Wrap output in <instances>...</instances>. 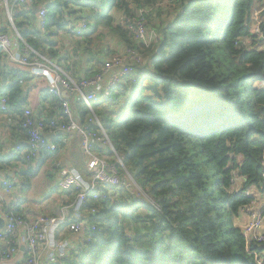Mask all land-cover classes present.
<instances>
[{
  "label": "trees",
  "instance_id": "obj_1",
  "mask_svg": "<svg viewBox=\"0 0 264 264\" xmlns=\"http://www.w3.org/2000/svg\"><path fill=\"white\" fill-rule=\"evenodd\" d=\"M42 5L48 11L45 35L35 14ZM19 6L13 18L25 41L76 80L98 74L106 61L101 52L89 55L97 31L144 58L140 81L126 82L94 111L123 158L121 174L130 173L146 197L132 194L120 202L107 193L89 199L86 242L60 264H256L264 242L248 241L237 221L253 202L264 208V0H34L29 9ZM155 14L162 21L155 28L158 46L146 48L129 25ZM83 22L85 35L72 39L83 42L76 48L92 68L78 74L75 65H65L64 43L53 37L78 31ZM7 69L0 53V77H13L0 95L8 100V114L22 119V83L32 76ZM45 92L51 110L42 121L49 132L52 122L68 119L62 101ZM72 100L80 121L93 128L87 107ZM14 127L27 139L28 129ZM53 142L57 151L47 153L38 168L70 144ZM96 150L115 162L108 150ZM26 155L24 149L18 160L0 157V170L30 163ZM9 208L23 216L17 206Z\"/></svg>",
  "mask_w": 264,
  "mask_h": 264
},
{
  "label": "built area",
  "instance_id": "obj_2",
  "mask_svg": "<svg viewBox=\"0 0 264 264\" xmlns=\"http://www.w3.org/2000/svg\"><path fill=\"white\" fill-rule=\"evenodd\" d=\"M6 1H13L27 9L34 4V0H2L4 3ZM6 5L3 8L9 15L12 29L6 31L0 27V53L7 62L26 68L34 78L45 80L48 92L62 101L64 115L68 119L67 123L52 122L51 129L47 132L44 122L36 120L30 108L24 110L22 119L8 117L11 125L28 129L26 160L38 161L44 154L55 153L57 145L52 139L60 138L63 144H69L74 138H79L81 158L87 172V176H84L69 166L61 165V163L56 165L58 189L64 194H72L73 197L69 201L71 203L58 215H40L35 220H27L24 216L16 215L9 207L4 206L3 200H0L4 221V228L0 230V243L5 246L0 249V261L3 264L13 261H15L14 264H43L41 250L51 246V232H54L57 227L64 226L73 236L85 235L89 228V214L83 216L80 213L84 204L89 199L99 201L101 198H107V193L125 186L117 166L124 168L123 158L116 154L106 129L94 111V105L98 103L107 106L114 95H119V87L126 82L131 85L137 84L141 79L138 68L144 63V58L137 50L120 46L117 48V54L104 62L98 74L76 80L61 64L42 56L25 41L14 24L12 7L7 3ZM37 9L38 25L41 27L42 34L45 35L48 11L44 5ZM143 20L141 18L135 25L130 24L129 29L135 34V38L148 48L157 41L158 35L155 30L148 31ZM86 29L87 25L83 22L80 29L73 30L72 33L82 36L85 35ZM255 32H260L258 26L255 27ZM65 95L84 103L92 115L89 122L93 128H88L80 121L70 101L65 99ZM0 112L9 113L8 100L3 94L0 95ZM98 148L108 150L109 155L114 156L115 162L104 155H99L96 150ZM1 183L6 188L11 185L6 180H2ZM136 197L139 198L140 195ZM257 203L253 202L251 206L244 209L243 215L249 214L251 221L242 229L248 241L262 244L264 242V208L257 206ZM71 209L76 211L74 217L76 221H73L70 216ZM96 213V209L91 210L92 215ZM21 230L24 231L27 245V256L23 260L18 259L17 239ZM92 230H95L94 226ZM255 261L256 264H264V254H256Z\"/></svg>",
  "mask_w": 264,
  "mask_h": 264
},
{
  "label": "crops",
  "instance_id": "obj_3",
  "mask_svg": "<svg viewBox=\"0 0 264 264\" xmlns=\"http://www.w3.org/2000/svg\"><path fill=\"white\" fill-rule=\"evenodd\" d=\"M12 3L13 5L10 4V6L12 7V12L15 15L16 9L20 8V6H16V3L13 1ZM3 10L5 9L0 6V27L6 31H10L11 29L9 30L6 23L4 22L6 18ZM70 30L71 29L65 30L67 33H64L63 37H68L71 40L73 37V31ZM73 41L74 40L72 39V43L70 45L67 43L64 44L65 46L63 49V55H67L66 52H69V56L66 59L63 57V60H66V66L70 64L75 65L76 69H78V74H85L92 68V63L87 62V54H85L82 49H77L75 46H73ZM113 48L114 51H117L116 46ZM75 50H77L78 55L73 56L70 52ZM108 50L109 49H106V51ZM94 53H98V51L95 49L91 51L89 55H94ZM103 57V61L110 58L107 53L106 55L104 54ZM4 63L8 65L7 70L13 68L16 71L18 70L21 72H28L26 68L13 65L7 62L5 58ZM93 68V71L97 69L96 67ZM10 77L11 76H7L5 79L0 77V88L2 90H4L5 86L10 82H13L11 81L13 77ZM22 86L26 92V105L24 106V109L30 108L34 118L37 116H42L41 120H44L43 116H46V114L51 110L50 100L46 95H44V93H46L45 90H47L46 81L40 78L32 77L31 80L22 83ZM65 99H68L73 106L72 97L65 95ZM11 116L15 117L13 114H5L0 112V157L14 156V159L18 160L16 155L19 153L22 154L23 150L27 149V139L22 138V136L18 133V128H15L9 123L8 117ZM79 140V138H74L69 145L44 161L40 168H38V164L36 165L35 163H28L25 165L17 161L13 162L9 169L5 171L0 170V200H3L4 206H17L19 211L22 212L23 216L27 220H35L40 215H58L60 211L65 208V206H68L71 203L69 201L73 197L72 194H64L58 189L56 185L58 178L56 165L58 163H63L64 165L71 167L73 170H76L78 173H83V166L79 167L78 164V160H82L79 148ZM20 148H23L21 150L22 152H19ZM45 156L46 154H44L40 160L42 159L43 161ZM51 159L55 160L54 164L48 171L43 172L45 163ZM40 160L37 162L41 163L42 161L39 162ZM41 176L42 179L40 180ZM2 180H6V182L10 183L11 185L7 188L3 187L1 183ZM37 180H40L41 183H37ZM1 209L2 208L0 207V220H3ZM80 213L83 216H86L88 212L86 211V208L82 207ZM75 214L76 211L71 209V218L74 219ZM241 219L242 218H240L239 221ZM2 225L3 224L0 223V230H3L4 228V225L3 227ZM50 239L51 246L41 250L43 264H60L64 259L70 258L74 252L80 251L86 242L84 235L77 237L73 236L64 226L57 227L54 232H51ZM17 243L19 244L18 259L23 260L27 256V245L23 230L18 233ZM4 247L5 246L0 243V249H3ZM51 260L55 261L50 262ZM14 263L15 261L7 262L6 264ZM0 264L3 263L0 261Z\"/></svg>",
  "mask_w": 264,
  "mask_h": 264
},
{
  "label": "rangeland",
  "instance_id": "obj_4",
  "mask_svg": "<svg viewBox=\"0 0 264 264\" xmlns=\"http://www.w3.org/2000/svg\"><path fill=\"white\" fill-rule=\"evenodd\" d=\"M2 3H3V5H2ZM6 3L10 6L9 1H6L5 3L0 1V6H2V8H3V6H7ZM3 13L5 14V18H6L4 22L6 23V25H7V27L9 29H12L11 21H10V18H9V15H8L7 11L3 10ZM167 14H168V10L165 9V14L163 15V17H166ZM141 18L144 19L143 23L146 24L148 31H153V30H155V28L157 29V26L159 25V23L162 22L160 20L161 17H159L157 14H155L153 17H150V20H148L149 17H147V19L144 18V17H141ZM152 19H153V22H155L156 26L152 25V23H153ZM165 20L166 19H164V21ZM13 21H14V18H13ZM64 33L66 34L67 31H61L57 36L53 37V40L57 41L58 44L67 43L68 45H70L72 43V39L70 40L68 37H67L68 39L66 37H63ZM104 34H105L104 31L103 32L97 31L94 34V44H95V46L93 47L94 48L93 50L96 49L98 51V53L101 52L103 55L104 54L106 55V53L107 54L109 53L108 56H111L116 51V50L115 51L113 50L114 49L113 47L116 46L117 48H119L121 45L119 43H117L116 41H112L111 38H109V37L107 38V36H106V39L102 38L101 35H104ZM64 41H66V42H64ZM80 43H83V42L77 41V42H75L73 44V46L77 47L78 44H80ZM155 43H156L155 45L157 47L158 46L157 41H155ZM84 44H83V46H84ZM107 48L109 49L108 51H106ZM112 51H114V53ZM100 67H101V64H98L97 65V69L100 68ZM54 161H55L54 159H51L50 161L46 162L44 167H43V172L48 171L50 169V167L54 164ZM29 162L30 163H35L36 165L38 164L37 161H29ZM78 162H79L78 163L79 167H81L82 166V160H78ZM61 165H64V164L61 163ZM122 178H123V182H124L125 186L121 187V188H118V190H116V191H110V196H113L115 199L119 200L120 202L124 199L125 196H128V195L131 196L132 194L140 195L142 198H143V196L146 197L144 195V193L142 194L140 192L139 186L135 183V181L133 180L132 175L130 173H126V171H124V173H122ZM41 179H42V176L40 177V180ZM40 180H37V183H41ZM261 198L259 197V199H261ZM117 200L115 202H119ZM257 206H260V202L257 203ZM250 221H251V216L249 214H244V215H242V219L239 222H237V224L241 225L242 227H244ZM242 222H243V224H242ZM250 264H252L251 261H250Z\"/></svg>",
  "mask_w": 264,
  "mask_h": 264
},
{
  "label": "water",
  "instance_id": "obj_5",
  "mask_svg": "<svg viewBox=\"0 0 264 264\" xmlns=\"http://www.w3.org/2000/svg\"><path fill=\"white\" fill-rule=\"evenodd\" d=\"M38 12V9L35 11V14ZM0 223H2L4 225V221L3 220H0ZM2 225V227H3Z\"/></svg>",
  "mask_w": 264,
  "mask_h": 264
}]
</instances>
